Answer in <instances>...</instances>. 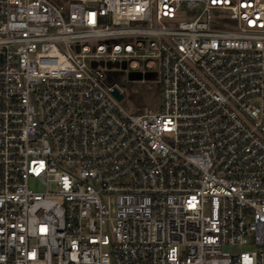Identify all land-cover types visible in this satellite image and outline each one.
<instances>
[{"label":"built area","instance_id":"built-area-1","mask_svg":"<svg viewBox=\"0 0 264 264\" xmlns=\"http://www.w3.org/2000/svg\"><path fill=\"white\" fill-rule=\"evenodd\" d=\"M0 264H264V0H0Z\"/></svg>","mask_w":264,"mask_h":264},{"label":"rangeland","instance_id":"rangeland-1","mask_svg":"<svg viewBox=\"0 0 264 264\" xmlns=\"http://www.w3.org/2000/svg\"><path fill=\"white\" fill-rule=\"evenodd\" d=\"M103 68L126 71L121 73L117 79L125 91L124 98L120 101L121 106L131 114L148 108H159L161 106L160 87L156 82L158 71H149L145 67L132 70L127 63H99ZM36 189H42L39 185H32ZM246 246L226 245L224 250L230 253H240L246 250Z\"/></svg>","mask_w":264,"mask_h":264},{"label":"water","instance_id":"water-1","mask_svg":"<svg viewBox=\"0 0 264 264\" xmlns=\"http://www.w3.org/2000/svg\"><path fill=\"white\" fill-rule=\"evenodd\" d=\"M115 94L117 95V97L119 99H122L123 98V94H121L117 89L115 90Z\"/></svg>","mask_w":264,"mask_h":264}]
</instances>
